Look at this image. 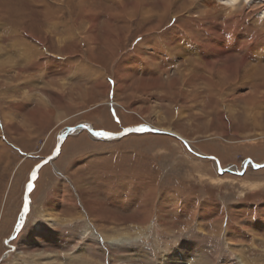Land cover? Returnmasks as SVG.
I'll use <instances>...</instances> for the list:
<instances>
[{"label":"rangeland","instance_id":"obj_1","mask_svg":"<svg viewBox=\"0 0 264 264\" xmlns=\"http://www.w3.org/2000/svg\"><path fill=\"white\" fill-rule=\"evenodd\" d=\"M135 1L0 0V264H168L172 255L264 264V168L253 167L264 165V0L234 12L215 0H170L160 21L159 0L142 1L151 15H132ZM178 37L199 51L237 41L222 63L242 65L236 86L208 94L201 66L202 80L181 86ZM81 125L113 133L147 125L178 134L191 151L175 135L107 141ZM63 135L60 155L44 164ZM37 163L25 229L10 249L3 241ZM119 238L122 248L111 244Z\"/></svg>","mask_w":264,"mask_h":264},{"label":"bare ground","instance_id":"obj_2","mask_svg":"<svg viewBox=\"0 0 264 264\" xmlns=\"http://www.w3.org/2000/svg\"><path fill=\"white\" fill-rule=\"evenodd\" d=\"M36 1V0H34ZM57 1V0H56ZM143 0H136L135 1V4L131 7V9H133L132 11V15H135V13H142V10L144 9V6H143ZM160 3H162L163 5V13L161 15H159V21L163 19V15L168 13L169 10H170V0H159ZM215 1H218V6L217 7H226L230 10V12H234L237 7H239V5L241 3H243L244 0H235V3L232 2V0H215ZM246 1H250V0H246ZM81 5V9L83 11V5ZM119 13H120V18L124 19L123 17H125L126 15V11H127V8L125 7L124 3L123 5L122 4H119ZM45 8V7H44ZM47 11H48V8L46 7ZM70 8L68 7V10ZM59 11H62V10H66V9H57ZM56 10V11H57ZM72 11V10H71ZM75 12V10H73ZM151 11V10H150ZM150 11H148V8L146 7L144 9V12L147 14V15H151ZM72 12V13H74ZM126 12V13H125ZM208 12V11H207ZM206 13V12H205ZM204 13V14H205ZM204 14L202 16H204ZM69 15H70V12H69ZM130 15V14H129ZM143 15V14H141ZM264 15V13H263ZM210 16V14H209ZM62 17V16H60ZM50 18V17H49ZM44 19V18H43ZM48 18H46L47 20ZM59 19V18H58ZM62 19V18H61ZM126 19V18H125ZM59 21V20H58ZM55 23V21H54ZM53 23V24H54ZM76 23V20L74 21V24ZM231 23V22H229ZM233 23V22H232ZM59 24V23H58ZM55 26V25H54ZM75 26V25H74ZM235 30L236 28V23L234 22L233 26L231 27V30ZM83 29V28H82ZM233 30V31H234ZM229 33V32H228ZM226 35H229V34H226ZM163 36L166 37L165 33H163ZM172 36V33H168V37ZM222 38V37H221ZM224 39V38H223ZM235 39V38H234ZM161 40V37H159V35L156 37L155 39V43H158V41ZM236 41V40H235ZM177 42V43H176ZM176 44L172 41L169 42V44H175V48L174 50L175 51H178L180 54L179 55H182V56H185L187 58V60L185 61V67H186V72H181L179 73L180 77H181V86H186V85H189L190 87L193 86L195 84V82L200 78L202 77L199 76V75H196V72L199 70L200 71V66L202 68V70H207L206 72L209 74L208 75V80L205 81V86L207 87V90H208V94H211L212 95V92H216V93H223L224 90L227 88L229 90V88L233 86H236V82L240 80V75L238 74V70H241L243 67L242 65H240L239 63V67L237 70H234L232 71L231 70V67L230 66H227V65H223L222 63H225V56H227L229 53H231V51H234V50H238L239 48V44L234 42L233 39L229 38L228 40H226L227 44L229 45L228 48L226 49H222L220 47H218L214 42L211 44H209L206 49H203V50H193V46L190 45L189 43H187L185 41V37H178L177 40H176ZM225 42V41H224ZM232 42H234V44H232ZM148 43V42H146ZM163 43V41L161 42ZM223 43V42H222ZM110 44V43H109ZM141 44V43H139ZM151 45V44H150ZM156 45V44H155ZM163 45V48L165 47V44H162ZM142 46V45H140ZM152 46V45H151ZM169 45L167 44V52L170 53L169 57L172 58V55L175 56V54H173L170 49L171 47L169 48L168 47ZM195 47V46H194ZM247 47H249L250 49H252L251 45H248ZM198 48V47H197ZM207 49H211L213 51V53H211V56L209 57L207 55L208 52H212V51H207ZM173 50V51H174ZM247 50V49H246ZM154 51V50H153ZM163 51V50H162ZM248 51V50H247ZM252 50H249L248 52H251ZM240 52V51H239ZM185 53V55L183 54ZM159 54V53H157ZM132 56H128V62L131 63V62H135L134 61V58L133 57H137L135 55H137V52H133V54H131ZM141 55V56H140ZM140 58L143 60V59H146V56L150 59L152 58H156L155 55H151V57L148 55V53H140L139 54ZM210 58H213L214 60V63H210L209 59ZM133 59V60H132ZM155 60V59H153ZM125 61V60H124ZM157 62V61H156ZM123 63V62H122ZM121 63V64H122ZM207 63V64H206ZM222 66H221V64ZM243 64V62H241ZM248 63V62H247ZM124 64V63H123ZM212 64V65H210ZM245 64V63H244ZM220 65V66H219ZM236 65V64H235ZM248 66V64H247ZM132 69V68H131ZM134 69V68H133ZM245 69V68H244ZM178 72V69H175V75L177 74ZM245 71V70H244ZM152 72V71H150ZM233 72L234 75H239V76H236V79L235 80H230L228 77L230 76V74ZM201 73V72H199ZM240 73V72H239ZM124 74H127V72H125ZM232 75V74H231ZM242 75V73H241ZM232 77V76H230ZM235 77V76H234ZM204 80L207 79V78H203ZM216 79V80H215ZM202 80V78H201ZM169 91L171 89V86H172V83H169ZM174 85V84H173ZM258 86V85H257ZM260 88L258 87H254L253 86V89H252V95H253V100L256 99V97L254 95H257V91ZM180 96H182L181 98L182 99H185V97L187 98V94L188 92L183 90L181 88L180 90ZM255 93V94H254ZM194 95V94H193ZM225 95V94H224ZM260 95V94H259ZM258 97V96H257ZM178 112V111H177ZM179 117V116H178ZM182 117V116H181ZM180 121V120H179ZM80 129H86L88 132L91 133V131L89 130L90 128L89 127H79ZM151 129H157V128H151ZM158 131H161V132H165V130H162V129H157ZM94 131V130H93ZM64 133V132H63ZM166 133H171L170 131H167ZM173 134V133H172ZM175 136L177 137H180L178 134H174ZM64 136V135H63ZM94 137V136H93ZM94 138H97L99 139L98 137H94ZM61 140V138H59V141ZM63 141V140H62ZM2 147V146H1ZM245 168L247 167V165H244ZM254 168L255 165H253ZM230 172H236L235 168H230L228 169ZM218 180H221V179H218ZM217 180V181H218ZM218 183H220V181H218ZM26 190V189H25ZM157 192V191H156ZM29 195V193H27V196ZM69 197V196H68ZM29 198V196H28ZM57 199V198H56ZM30 200V198H29ZM61 201V200H60ZM62 202V201H61ZM59 205V202L54 200L51 204V207L52 208H55L56 206ZM98 206V205H97ZM30 207H31V202H30ZM49 217V216H47ZM27 218V217H26ZM55 221V220H54ZM36 228L37 229H40V225L39 224H36ZM47 238V237H46ZM59 238V237H58ZM105 237L102 238L103 242H105ZM123 239V238H122ZM122 239H112L111 240V244H115V245H119V247L122 248ZM193 241V240H192ZM190 246V245H189ZM13 249V247H12ZM201 251V250H199ZM75 255V254H74ZM35 256V255H34ZM174 259H173V258ZM172 257L169 259L168 261V264H181V262L183 264H189V262H191V259H188L187 260V257L185 255L184 259H182L181 261L177 258V256L175 255H172ZM240 258V257H239ZM46 260V262H44ZM51 260V259H50ZM42 262H44L43 264H51L52 261H49V258H44V259H41ZM188 261V262H187ZM242 261V260H241ZM53 264V262H52ZM87 264V263H86Z\"/></svg>","mask_w":264,"mask_h":264},{"label":"snow or ice","instance_id":"obj_3","mask_svg":"<svg viewBox=\"0 0 264 264\" xmlns=\"http://www.w3.org/2000/svg\"><path fill=\"white\" fill-rule=\"evenodd\" d=\"M232 2L235 3V0H232ZM142 39H143V37L138 38V40L136 41V43H139V41L142 40ZM108 83L109 84H115V81L112 80L111 77H109L108 78ZM109 95H114V93H109ZM112 116L116 120V123H120L119 117L116 116L115 111L112 112ZM80 127H87V125H81ZM89 130L91 131L92 136L99 137V138H104V139H108V140H111L114 136L119 135V133H113V132H110V131H104V130L92 131L91 129H89ZM70 131H74V129H70ZM127 131H135V132L143 133V132H146V131L151 132V131H158V130L157 129H149V128H146V127H143L142 126V127H138V128H135V129H128V130H126L125 134H127ZM169 135H173V134L169 133ZM174 138L179 139L178 137H174ZM181 143H184L185 147L188 148L189 151H191V146L190 145H188L184 141H181ZM60 151H61L60 146H57L54 149L55 156L58 157L60 155ZM41 159H43V158H41ZM52 159H53V157L52 156H49L47 160H44V164H47ZM212 159L215 162L216 158L213 157ZM248 163L251 164V161H249ZM43 166L44 165H42L40 163H37L36 166H35V168L31 171L30 176H29V179H28V182H27V185H26V188H27V192L28 193H31L34 190V181H36L38 171ZM255 167H257V168H264V165H259L258 164V165H255ZM29 212H30V200L26 196L24 198V201H23L22 209L19 212L18 220L15 223L14 230H13V234L10 235L8 239H5L3 241V243L6 246H8L10 249H11V242L17 240V238L22 233V231H24V229H25V220H26V217L29 214ZM97 242L98 243H102V241L99 238L97 239ZM13 251H16V250L13 249ZM13 264H26V262L23 261V260L17 259V260H14L13 261ZM65 264H68V262L66 261Z\"/></svg>","mask_w":264,"mask_h":264},{"label":"water","instance_id":"obj_4","mask_svg":"<svg viewBox=\"0 0 264 264\" xmlns=\"http://www.w3.org/2000/svg\"><path fill=\"white\" fill-rule=\"evenodd\" d=\"M143 127H146V128H149V129H151L149 126H147V125H142ZM142 126H139V127H142ZM135 128H138V127H132V128H128V129H135ZM128 129H125L123 132H121V133H119V135H116V136H114L111 140H116V139H120V138H122V137H124V136H126V135H129V134H141L140 132H135V131H127V134H125V132H126V130H128ZM143 133H159V134H169V133H166V132H161V131H151V132H149V131H146V132H143ZM172 136H174V135H172ZM63 138H64V136H62L61 137V140L59 141V146L61 145V142H62V140H63ZM99 138V137H98ZM99 139H101V140H107L108 141V139H104V138H99ZM180 139V138H179ZM181 141H183L182 139H180ZM55 156V154H53L52 155V157H54ZM42 165H43V163H42ZM257 168V167H256ZM27 188H26V196H27ZM28 197V196H27Z\"/></svg>","mask_w":264,"mask_h":264}]
</instances>
